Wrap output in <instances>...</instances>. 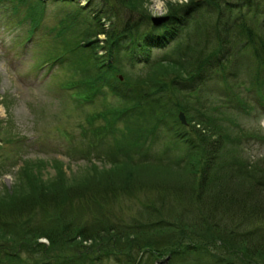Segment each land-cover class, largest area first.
Listing matches in <instances>:
<instances>
[{"label": "rangeland", "instance_id": "rangeland-1", "mask_svg": "<svg viewBox=\"0 0 264 264\" xmlns=\"http://www.w3.org/2000/svg\"><path fill=\"white\" fill-rule=\"evenodd\" d=\"M15 2L0 0V212L7 213L0 218V264L237 263L221 231L200 222L186 225L205 216L198 199H183L187 181L198 175L181 168L179 158L190 148L203 153L201 137L210 141L222 134L223 162L233 165L239 159L264 169V71L255 68L253 53L238 56V72L224 80L192 81L180 70L159 69L161 62H176V50L192 32L191 17L181 23L175 40L156 45L152 60L135 64L119 45L111 52L105 34L84 42L87 32L98 28L100 0ZM177 4L145 0L134 13L116 4L120 27L141 20V13L153 16L167 9L169 15ZM108 5L114 6L112 0ZM110 22L101 18L104 26ZM97 56L116 68L107 70ZM147 149L165 151L157 160L165 166L138 163ZM114 161H122V173L135 178L124 182L120 164L112 168ZM87 165L102 171V198L88 194L61 206L37 205L22 215L2 204L32 179L49 187L61 178H84ZM240 167L231 171L234 176H244ZM105 180L112 186L107 191ZM255 182L247 181L251 187ZM247 187L240 183L233 190L244 193ZM55 228L54 241L33 234ZM80 228L95 238L80 241L75 236ZM193 243L204 249L190 251ZM180 247H188V257L176 251Z\"/></svg>", "mask_w": 264, "mask_h": 264}, {"label": "trees", "instance_id": "trees-1", "mask_svg": "<svg viewBox=\"0 0 264 264\" xmlns=\"http://www.w3.org/2000/svg\"><path fill=\"white\" fill-rule=\"evenodd\" d=\"M14 1L21 6L22 0ZM63 1L72 2L75 0ZM110 1L100 0L99 4L103 12L96 18L98 28L91 34H89V30L84 42H90L92 37L97 38L100 34H105V46L109 47L111 52L116 51L115 46L119 45L120 49L129 51L133 63L147 62L152 60L151 54L156 45L164 47L170 43L171 39L175 40L181 23L185 24L191 17L193 19L192 32L187 37L188 41L183 43L184 47H179L176 50L175 58L172 59L176 62L160 63V73H165L167 69L165 71L162 69L167 67L180 70L181 74L186 73L192 81H210L214 78L224 80L228 74L238 72L240 67L237 62L238 56L247 50H250L254 55L255 68L264 71V0H189L187 4L171 6L169 19L159 26L154 25L151 16L141 13V20L134 23L128 22L122 27H120L121 21L117 15L118 6L134 13L140 11L139 8L144 6L145 0H112L114 5L112 8L108 7ZM179 13L188 15L179 18L177 17ZM104 15L111 21L108 26L101 24V18ZM197 15L201 16L196 18ZM143 24L146 27L141 28ZM96 43L98 46H102L99 40H96ZM115 58L117 57L113 56L114 60ZM96 59L107 70L116 68L113 61H108V65L105 66L107 60L100 56H97ZM167 59L162 60L166 61ZM147 101L149 102L150 98ZM224 134L226 135L225 132ZM223 138L222 134L210 141L201 137L204 144L203 153L198 149L190 148L188 154L184 153L179 158L181 168H188L191 174L198 175V177L187 181V188L183 190H187L189 193H186L183 199L186 198L190 201L194 198L198 199L202 207L200 214L205 216V219H199L194 224L186 225L189 227L199 226L200 222L203 223L202 225L207 224V226L221 231L222 239L227 243L225 244L227 250L238 259L237 263L226 261L225 264H264V231L259 229L264 227V184L262 182L264 169L260 165L255 167L252 164H244L239 159L233 161L235 163L233 165L227 161L223 162V159L219 158L220 144ZM145 154V159L137 160L138 163H157L162 167L165 166L162 161H157L165 158V151L152 152L148 150ZM121 163L122 161H114L112 168L116 169L120 164L119 173L124 174V182L132 181L135 178L134 175L130 171L122 173L124 164L121 166ZM90 166L95 170V164H90ZM167 166L171 167L172 164L168 163ZM240 166L244 167L242 171L244 176H234V172L231 171L238 170ZM251 166L254 167L253 178L247 180L250 177ZM108 170L104 169L107 173ZM91 171L93 170L90 169L88 172L82 173L84 178L76 175H73L69 180L61 178L60 182L49 184L51 188L40 187L32 179L28 183L25 182V186L22 184L20 191L14 192L13 189L9 199L2 204L19 211L18 214L22 215L27 214L37 205L57 203L56 206H61L73 200H83L84 196L88 194L93 199L101 193L99 198H102V191L99 189L103 187L101 184L102 171L100 173ZM259 172L262 173V177ZM26 178L30 179L31 177L26 175ZM195 180L199 185L197 192L193 188ZM250 180H256L252 187L247 183ZM105 181L107 183L104 184L106 185L104 189L107 191L112 186H110L109 180ZM240 183L248 185L244 193L233 190ZM176 196H178L177 192ZM6 214L0 212V218H5ZM134 226L136 225L130 226L129 229ZM166 227L168 226L164 225L161 228ZM45 231L48 233L34 231L33 234L37 238L48 235L53 241L58 237L56 228ZM85 231L88 230L78 229L75 233L76 238L82 242L92 240L93 236H88ZM129 232L134 234L133 231ZM193 244L195 245L194 249L190 251L197 253L199 247L204 249L201 243ZM231 245L233 246L231 247ZM187 248L180 247L175 250H180L185 254V257H188L189 250ZM181 253L179 252L180 255ZM202 261L198 258L199 263Z\"/></svg>", "mask_w": 264, "mask_h": 264}, {"label": "clouds", "instance_id": "clouds-1", "mask_svg": "<svg viewBox=\"0 0 264 264\" xmlns=\"http://www.w3.org/2000/svg\"><path fill=\"white\" fill-rule=\"evenodd\" d=\"M171 3L174 4V5L177 4V3L183 5V4H187L188 0H171ZM165 14H167V9H165V11L162 12V13H156V12L152 13L153 16H162V15H165Z\"/></svg>", "mask_w": 264, "mask_h": 264}, {"label": "water", "instance_id": "water-1", "mask_svg": "<svg viewBox=\"0 0 264 264\" xmlns=\"http://www.w3.org/2000/svg\"><path fill=\"white\" fill-rule=\"evenodd\" d=\"M154 19H157L156 20V24H159L162 21H164L165 19H167V17H164V18H154ZM180 117H181V119H182L183 122H186V119H185V116H184L183 113L180 114Z\"/></svg>", "mask_w": 264, "mask_h": 264}]
</instances>
